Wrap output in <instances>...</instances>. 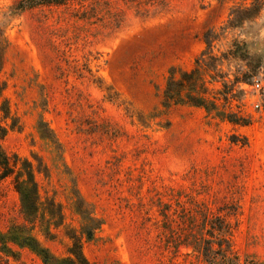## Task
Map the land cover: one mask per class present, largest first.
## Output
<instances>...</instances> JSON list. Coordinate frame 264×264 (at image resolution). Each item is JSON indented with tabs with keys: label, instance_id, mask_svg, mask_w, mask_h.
Returning <instances> with one entry per match:
<instances>
[{
	"label": "rangeland",
	"instance_id": "obj_1",
	"mask_svg": "<svg viewBox=\"0 0 264 264\" xmlns=\"http://www.w3.org/2000/svg\"><path fill=\"white\" fill-rule=\"evenodd\" d=\"M15 1L0 0V264H44L22 237L66 258L77 198L99 222L90 264H222L202 254L215 225L236 264H264V5L232 26L253 0H112V29L103 3L85 19Z\"/></svg>",
	"mask_w": 264,
	"mask_h": 264
},
{
	"label": "trees",
	"instance_id": "obj_2",
	"mask_svg": "<svg viewBox=\"0 0 264 264\" xmlns=\"http://www.w3.org/2000/svg\"><path fill=\"white\" fill-rule=\"evenodd\" d=\"M86 0H16L13 6V10L15 11H24V10H30L35 8H53V7H65L69 6L70 4H73L75 2H78L81 5V8L84 10L82 11V18L89 19L90 17H87L88 13H94L95 16L98 15L97 7H92L91 11L86 10V4H84ZM95 4L103 3L108 10L105 11V14L100 17L96 18L97 21L102 22V19H108L107 21L103 22L104 25L109 26L112 29H116L121 24V18L119 14L111 11V5L112 0H92ZM125 2H130L135 7H148L152 6L154 4L158 5H164L168 2V0H122ZM252 6L248 8H234L231 11V19L229 20V24L232 26L239 25L243 20H246L244 18V15L246 12H254L257 7H261L264 5L263 0H253ZM102 11V10H99ZM255 13V12H254ZM104 16H107V18H104ZM208 43V41H206ZM6 49V40L3 38L2 33H0V71L3 66V60H4V53ZM197 63H199V59L196 60ZM5 128H2L0 126V133L2 135H5ZM27 165L28 162H26ZM0 166L4 169V173L2 174V178L7 177L9 175L8 169H9V162L8 157L0 152ZM28 177L23 183L24 185H19L18 192L21 199V205L24 213L26 216H32L35 215L38 212V204L37 200L39 198L38 190H37V184L34 179V175L32 171H29L27 173ZM76 202L80 204V206H77L76 210L83 215L85 218V221L83 225L81 226L80 235L74 234L73 232L69 234V238L71 240V245L68 248V256L64 259L56 257L53 255L47 248L43 247L34 237H22L20 239L15 238V241H19V243L22 246H28L30 249H32L37 255H39L44 262V264H90L89 261L86 259V257L83 254L82 251V240L83 237H85L86 240L90 241L93 238L94 230L97 228L96 226L92 227L89 223H96L97 226H99V222L92 218L90 214L82 210V204L83 201L80 198H77ZM59 211V207H58ZM60 212V211H59ZM211 229L213 230L211 233V239L210 241L206 240V247H204V252H202L204 258L206 259V262L208 263H222V264H236L235 260H237L236 257H232V252L230 250V247L228 245H223L221 242L224 238L216 237V233H222L224 232V228L219 226H211ZM220 239V241L215 242L216 239ZM211 241H213L211 243ZM228 241V240H226ZM214 243H216L217 248H214ZM211 248V252H210ZM234 260V261H233Z\"/></svg>",
	"mask_w": 264,
	"mask_h": 264
},
{
	"label": "built area",
	"instance_id": "obj_3",
	"mask_svg": "<svg viewBox=\"0 0 264 264\" xmlns=\"http://www.w3.org/2000/svg\"><path fill=\"white\" fill-rule=\"evenodd\" d=\"M254 89H259L260 88V83L258 81L254 82L253 84ZM255 108H259V103H254Z\"/></svg>",
	"mask_w": 264,
	"mask_h": 264
}]
</instances>
